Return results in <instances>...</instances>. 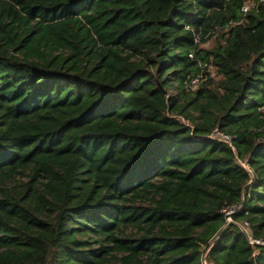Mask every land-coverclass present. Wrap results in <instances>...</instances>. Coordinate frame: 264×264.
Here are the masks:
<instances>
[{"label": "trees", "instance_id": "16d2710c", "mask_svg": "<svg viewBox=\"0 0 264 264\" xmlns=\"http://www.w3.org/2000/svg\"><path fill=\"white\" fill-rule=\"evenodd\" d=\"M242 221L264 240V3L0 0V264H264Z\"/></svg>", "mask_w": 264, "mask_h": 264}, {"label": "built area", "instance_id": "2783aa9c", "mask_svg": "<svg viewBox=\"0 0 264 264\" xmlns=\"http://www.w3.org/2000/svg\"><path fill=\"white\" fill-rule=\"evenodd\" d=\"M259 2L264 3V0H259ZM250 6H252L251 4H244L242 6V11L246 12ZM190 57L192 56L191 54L189 55ZM202 76L201 75H197L195 77L190 78L187 82H186V87L187 89L194 91L197 89L200 81L202 80ZM209 137L221 142L226 143L227 145H229L230 147L233 148L232 146V137L228 134H225L224 132L220 131L218 128H213L209 134ZM242 166L248 171L250 172V169L248 168V166L246 165V163L241 162ZM240 207V204L238 205H234V206H230L228 208L223 209V213L225 215V221L226 222H230L232 221L231 218V214L236 211L238 208ZM238 227L243 231V233L250 239V241L254 242V243H258V244H264V240H258V239H252L250 237V230H249V225L248 222L246 221H242V222H237ZM202 263H205V259H202Z\"/></svg>", "mask_w": 264, "mask_h": 264}, {"label": "rangeland", "instance_id": "374dc122", "mask_svg": "<svg viewBox=\"0 0 264 264\" xmlns=\"http://www.w3.org/2000/svg\"><path fill=\"white\" fill-rule=\"evenodd\" d=\"M212 40L210 39L208 42L202 44L203 46H211Z\"/></svg>", "mask_w": 264, "mask_h": 264}, {"label": "water", "instance_id": "95a60500", "mask_svg": "<svg viewBox=\"0 0 264 264\" xmlns=\"http://www.w3.org/2000/svg\"><path fill=\"white\" fill-rule=\"evenodd\" d=\"M232 224H233V222H232V221H230V222H227V224L224 226V228H223V229L227 228L228 226H230V225H232ZM223 229H222V231H223Z\"/></svg>", "mask_w": 264, "mask_h": 264}]
</instances>
